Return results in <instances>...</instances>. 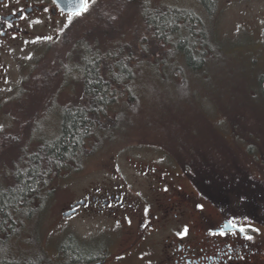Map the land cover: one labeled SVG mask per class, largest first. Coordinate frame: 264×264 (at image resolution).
<instances>
[{"label": "rangeland", "instance_id": "obj_1", "mask_svg": "<svg viewBox=\"0 0 264 264\" xmlns=\"http://www.w3.org/2000/svg\"><path fill=\"white\" fill-rule=\"evenodd\" d=\"M170 7L203 12L200 0H95L76 21L61 24L56 39L12 48L0 80V191L13 185L15 174L30 165L44 143L58 137L62 111L81 104L85 52L159 62L166 49L154 40L143 13ZM209 26L218 47L232 57L226 67L208 70L204 79H209L199 85L201 99L189 97L186 105L175 91L164 90L159 63L139 68L144 70L136 78L139 102L132 108L122 105L125 115L117 122L115 117L100 122L77 161L50 170L42 199L19 217L15 251L30 249L45 260H57L60 245L74 240L88 254H97L104 239L93 236L109 226L93 218L61 222L71 201L92 184L120 183V178L137 194L130 176L136 164H178L183 154L186 163L196 157L207 163L225 192L242 198L255 194L264 202V98L257 85L261 81L264 88V0H217ZM166 92L174 96L173 104L164 98ZM105 164L108 174L99 171ZM262 202L257 205L264 208Z\"/></svg>", "mask_w": 264, "mask_h": 264}, {"label": "flooded vegetation", "instance_id": "obj_2", "mask_svg": "<svg viewBox=\"0 0 264 264\" xmlns=\"http://www.w3.org/2000/svg\"><path fill=\"white\" fill-rule=\"evenodd\" d=\"M70 16L71 22L79 18L64 12L56 0H0V80L5 72L4 57L13 47L29 40L56 39L62 32L61 24L69 22ZM5 20L13 27L4 26ZM87 100L117 101L82 98L80 105L62 111L61 117L65 111L87 108ZM184 155L178 164L172 161L174 165L164 161L136 164L130 176L137 194L128 187L127 179L120 178V183L92 184L82 191L80 199L71 201L61 214V222L93 218L109 226L93 236L104 239V248L92 255L88 264H264V231L253 230L256 223L264 229V208L257 205L261 198L225 192L224 183L207 163L191 166ZM99 171L108 174L107 165ZM229 220L251 227L240 233L225 228ZM185 228L187 232L180 235ZM247 235L253 239H246Z\"/></svg>", "mask_w": 264, "mask_h": 264}, {"label": "trees", "instance_id": "obj_3", "mask_svg": "<svg viewBox=\"0 0 264 264\" xmlns=\"http://www.w3.org/2000/svg\"><path fill=\"white\" fill-rule=\"evenodd\" d=\"M200 4L203 12L201 9L194 11L170 7L165 11L143 13L144 22L154 40L166 49L165 58L159 62L146 56L140 58L119 53L100 56L94 52H85L82 59L84 67L80 71L83 97L116 98L117 101L87 100V108L78 112L65 111L58 138L44 143L39 152L30 157V165L15 174L13 185L0 191V264H88L92 261V254L69 240L60 245L57 260H45L30 249L15 251L12 241L20 229L19 217L33 210L32 205L42 199L43 190L49 186L47 178L50 170L60 168L61 162L77 161L83 152V146L99 131L100 122L111 121L112 117L117 122L125 115L121 112L122 105L132 108L139 102L136 78L144 71L139 68L157 67L159 63L162 70L157 76L164 90L175 91L178 100L186 105L184 101L189 102V97L201 99L199 89H202L199 85L201 81L209 79H204L208 76V70L226 67L227 59L230 63L232 56L218 47L216 36L210 30L217 0H200ZM104 64L109 67L104 68ZM193 78L196 80H190ZM257 85L264 98L262 82ZM167 94L164 98L168 100L167 103L173 104L170 97L174 96ZM203 159L208 161L205 157ZM195 160L196 162H190L191 166L203 165L204 161L199 157Z\"/></svg>", "mask_w": 264, "mask_h": 264}, {"label": "snow or ice", "instance_id": "obj_4", "mask_svg": "<svg viewBox=\"0 0 264 264\" xmlns=\"http://www.w3.org/2000/svg\"><path fill=\"white\" fill-rule=\"evenodd\" d=\"M94 2H95V0H81L82 12L81 11H78V12L75 13V15L76 16H80L83 13H86L89 10L90 4L91 3H94ZM5 7H7V4L5 5ZM45 11H47V9H45ZM20 18L21 19H26V17H24V16H21ZM71 20H72V17L70 16L69 17V22H71ZM3 25L6 26V27H8V28H12L13 27L12 22L7 21V20L3 21ZM45 39L51 40L52 37H46ZM229 227L232 228V229H238V231L240 233H245L246 232V229L247 228H250L251 225H248V224L238 225V224H236L234 222V220H229L228 223L225 225V228H229ZM253 230L254 231H258V229H253ZM186 232H187V228H185L184 229V232L183 233H180V235H183ZM220 234L221 235H225V233H224L223 230H221V233ZM245 238L248 239V240L253 239V237L251 235H247Z\"/></svg>", "mask_w": 264, "mask_h": 264}, {"label": "water", "instance_id": "obj_5", "mask_svg": "<svg viewBox=\"0 0 264 264\" xmlns=\"http://www.w3.org/2000/svg\"><path fill=\"white\" fill-rule=\"evenodd\" d=\"M61 7V9L66 13H76L78 11L82 12L81 0H56ZM68 264H77V263H68ZM104 264V263H96Z\"/></svg>", "mask_w": 264, "mask_h": 264}]
</instances>
